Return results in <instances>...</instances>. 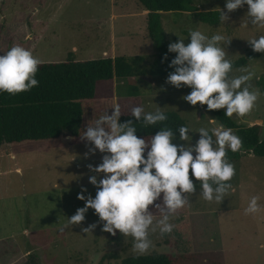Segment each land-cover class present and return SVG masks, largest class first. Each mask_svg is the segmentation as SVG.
<instances>
[{
  "label": "rangeland",
  "instance_id": "1",
  "mask_svg": "<svg viewBox=\"0 0 264 264\" xmlns=\"http://www.w3.org/2000/svg\"><path fill=\"white\" fill-rule=\"evenodd\" d=\"M191 1L198 12L223 10L229 19L211 25L195 12L164 13L162 26L169 45L180 38L186 45L190 43L192 29L209 38L219 34L226 41L232 40L229 45H219L231 62L255 52L248 40L264 35V27L250 22L247 4L228 13L227 0ZM141 11L138 0H0V55L16 43L34 49L33 55L42 63H60L70 55L77 61L142 57L149 70L157 50L149 38L148 17L138 15ZM133 14L137 15L131 17ZM25 28H33L44 39L36 45L37 37L24 40L21 31ZM171 53L176 57L177 53ZM246 67L255 73L251 84L259 98L249 114L231 118L249 127L260 120L264 124V54ZM240 69L229 75L242 74ZM113 87L111 98L82 101L85 116L79 136L64 134L54 140L4 144L0 148V264H122L126 258L152 253L187 256L182 264H264V246H259L262 238L255 225L264 214H245L253 196L264 201V158L256 159L260 171L257 179L245 172L242 176L235 173L231 179L235 191L230 190L222 202L204 200L200 182L190 175L196 192L189 194V203L179 209L187 213L186 219L178 210L170 217L174 225L171 233L161 235L158 228L150 230L153 246L144 254L133 249V237L119 230L115 236L104 232L94 209L88 210L81 224L65 227L68 218L85 206V201L78 199L82 188H87L85 197L96 195L97 188L89 177L104 176L91 172L88 165L98 166L105 154L96 150L86 158L85 153L94 145L82 140L81 135L90 121L94 123L105 112L111 115L114 104L120 105L121 115L131 114L135 106H142L146 113L160 109L179 114L190 129L189 143L193 146L200 138L196 130L218 126L204 105L193 106L182 99L192 91L190 87L177 89L167 83V77H139L136 88L128 81L115 80ZM136 89L140 94L134 101L122 98L131 97ZM175 137L176 145L188 143ZM229 162L242 165L236 159ZM156 203H162V197ZM150 210L160 218L159 209L150 206ZM91 224L98 226L92 232L82 231Z\"/></svg>",
  "mask_w": 264,
  "mask_h": 264
},
{
  "label": "clouds",
  "instance_id": "2",
  "mask_svg": "<svg viewBox=\"0 0 264 264\" xmlns=\"http://www.w3.org/2000/svg\"><path fill=\"white\" fill-rule=\"evenodd\" d=\"M245 4L249 6L250 22L264 27V0H227L226 8L231 13ZM228 19L221 10L220 20ZM189 36L187 45L183 38L169 45V52L177 55L171 61L170 67L175 71L169 73L167 83L177 89L190 87L192 91L182 99L193 106L199 103L206 104L210 111L226 109L225 115L229 118L234 114L239 117L249 114L259 98V92L251 84L255 73L245 67L240 69L242 74L229 75L233 65L219 45L221 42L229 45L232 40L226 41L219 34L209 38L192 29ZM248 41L255 52H264V35ZM41 63L31 50L20 45L11 47L0 55V91L17 94L38 86L35 76ZM112 108L111 115L105 112L94 123L90 121L81 135L82 140L94 145L85 153L86 158L96 150L105 154L98 166L88 165L91 172L104 176L89 177V182L97 188L96 195L85 197L87 188H82L78 199L85 201V206L68 218L65 227L81 224L88 210L94 209L103 222L104 232L115 236L119 230L124 236L133 237V249L144 254L153 246L150 230L158 228L161 235L171 233L174 225L169 222L170 217L189 203V194L196 192L190 173L200 182L206 201L222 202L230 190L235 191L229 183L235 175V166L228 161L227 150L239 151L242 140L224 125L196 130L200 138L195 146L189 143L190 129L186 126L178 129L179 138L187 141L186 145L174 144L176 137L169 128L161 129L150 140L139 138L133 121L120 122V105L114 104ZM131 115L137 121L142 119L145 126L167 120L160 109L146 113L142 106L132 107ZM161 197L162 203H156ZM258 199L256 196L250 199L245 214L260 210ZM150 206L159 209V219ZM97 226L91 224L82 231L92 232Z\"/></svg>",
  "mask_w": 264,
  "mask_h": 264
},
{
  "label": "trees",
  "instance_id": "3",
  "mask_svg": "<svg viewBox=\"0 0 264 264\" xmlns=\"http://www.w3.org/2000/svg\"><path fill=\"white\" fill-rule=\"evenodd\" d=\"M138 3L142 11L149 12V38L157 50V58L149 70L142 57L76 61L70 55L64 62L41 63L35 76L39 81L38 86L17 94L0 91V148L4 144L54 140L64 134L79 136L85 116L82 101L113 97L115 80L128 81L133 88L137 78L142 76L168 77L169 73L175 71L170 67L175 56L169 52V42L162 26L161 16L164 13L195 12L203 22L211 25L218 24L221 16V11L198 12L191 0H138ZM263 54L251 52L247 57L232 62L233 70L246 67ZM139 94L136 89L125 100L134 101ZM204 106L208 109L206 104ZM164 113L167 120L155 125L145 126L142 119L137 121L131 114H122L120 122L133 121L139 138L151 139L163 128H169L175 136H180L178 129L188 127L186 121L175 112ZM211 113L218 125L235 130L242 140L239 151L227 150V159L239 158L244 152H247L244 155H251L250 151L256 157L264 158L263 128L260 125H238L225 115L224 109L211 110ZM185 259L187 256L152 253L126 258L122 264H182Z\"/></svg>",
  "mask_w": 264,
  "mask_h": 264
},
{
  "label": "crops",
  "instance_id": "4",
  "mask_svg": "<svg viewBox=\"0 0 264 264\" xmlns=\"http://www.w3.org/2000/svg\"><path fill=\"white\" fill-rule=\"evenodd\" d=\"M148 14L149 12L148 11H141L138 15H141V17H148ZM135 15L137 14H133L131 15V17H134ZM22 32V36L24 37V40H27L26 38L28 37L29 40H34L35 37L37 42L34 44L36 45L38 43V41L40 40H43L44 39V36L42 34H39L37 32H34L33 28H31V30H28V28H25L24 30L21 31ZM20 38V37H19ZM33 38V39H32ZM21 40V38H20ZM18 43V42H17ZM16 45V43H15ZM75 50V48H74ZM34 51V49L32 50V52ZM111 51H113V48H111ZM76 52V51H75ZM103 55H105V52H103ZM73 56V55H72ZM74 57V56H73ZM64 62L65 59H62L60 62ZM77 61V60H76ZM59 63V62H57ZM154 84V83H153ZM152 84V85H153ZM121 98V97H120ZM123 99H128L129 97H122ZM133 99V98H132ZM253 125H260L262 128H263V134H262V139L264 140V124H263V121L260 120V122L258 123H251L250 126H253ZM219 126V125H218ZM230 150V149H228ZM193 155L195 156L196 154L193 153ZM242 155H244L243 153H241V156L239 158H236V160H239V162L242 164V165H239V166H235V173H238L239 176H242L244 175V172H245V175H249L251 174V176L254 178V179H257V176H258V173L260 172L257 168L259 162L256 161V159H259L260 157H256L255 155L251 154V155H248V157H243ZM261 159V158H260ZM231 160H235V159H228V161H231ZM246 167H250V168H246ZM230 183H232L231 181H229ZM258 205H259V211L256 212L255 214H257L258 216L256 217H259L261 215L264 214V201H259L258 200ZM181 211V210H179ZM178 214V213H177ZM181 218L185 217L186 219V216H187V213L186 212H182L181 211ZM183 216V217H182ZM257 223L258 224H255L258 226V230H259V234L261 235V238H262V242L260 243V247L262 248L264 246V238L262 236H264V215L262 217H259L257 218Z\"/></svg>",
  "mask_w": 264,
  "mask_h": 264
},
{
  "label": "built area",
  "instance_id": "5",
  "mask_svg": "<svg viewBox=\"0 0 264 264\" xmlns=\"http://www.w3.org/2000/svg\"><path fill=\"white\" fill-rule=\"evenodd\" d=\"M253 151H250V154H252ZM247 152H244V154H246Z\"/></svg>",
  "mask_w": 264,
  "mask_h": 264
}]
</instances>
